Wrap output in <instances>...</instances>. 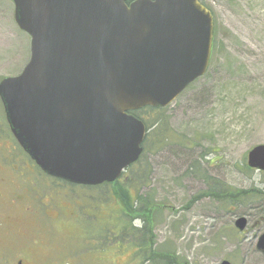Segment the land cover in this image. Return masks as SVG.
Wrapping results in <instances>:
<instances>
[{
	"label": "water",
	"instance_id": "water-1",
	"mask_svg": "<svg viewBox=\"0 0 264 264\" xmlns=\"http://www.w3.org/2000/svg\"><path fill=\"white\" fill-rule=\"evenodd\" d=\"M13 2L31 58L0 82V98L17 141L52 177L115 182L147 136L130 113L170 106L209 69L215 21L200 0ZM248 165L264 171V145ZM246 224L240 218L236 227Z\"/></svg>",
	"mask_w": 264,
	"mask_h": 264
},
{
	"label": "rangeland",
	"instance_id": "rangeland-1",
	"mask_svg": "<svg viewBox=\"0 0 264 264\" xmlns=\"http://www.w3.org/2000/svg\"><path fill=\"white\" fill-rule=\"evenodd\" d=\"M205 2L218 31L217 51L208 74L166 108L175 138L160 149L148 145L149 176L137 186L153 207L154 250L166 255L145 264H264L252 236L234 226L248 210V190L264 185V172L246 168L249 152L264 145V0ZM30 56L31 38L15 22L13 0H0V82L20 75ZM4 113L0 100L5 123ZM219 183L228 197L205 194ZM86 194L78 197L86 200ZM113 195L93 191L102 202ZM234 200L241 205L237 212L231 210Z\"/></svg>",
	"mask_w": 264,
	"mask_h": 264
},
{
	"label": "flooded vegetation",
	"instance_id": "flooded-vegetation-1",
	"mask_svg": "<svg viewBox=\"0 0 264 264\" xmlns=\"http://www.w3.org/2000/svg\"><path fill=\"white\" fill-rule=\"evenodd\" d=\"M128 171L120 179L127 180ZM110 186L73 184L46 174L18 144L7 117L5 123L0 121V264L157 262L159 251L154 250L153 232L145 239L140 206L136 213L126 203L114 206L108 197L103 202L93 198V191ZM80 191L87 193L86 200L78 197ZM246 196L248 210L236 216L234 226L238 234H250L254 252L264 256V248H259L264 238V185L249 189ZM232 203V212H237L241 205ZM240 218L247 220L244 231L236 227ZM147 249L154 253L146 259Z\"/></svg>",
	"mask_w": 264,
	"mask_h": 264
},
{
	"label": "trees",
	"instance_id": "trees-1",
	"mask_svg": "<svg viewBox=\"0 0 264 264\" xmlns=\"http://www.w3.org/2000/svg\"><path fill=\"white\" fill-rule=\"evenodd\" d=\"M202 3L207 6L205 0H201ZM208 7V6H207ZM209 8V7H208ZM210 9V8H209ZM211 10V9H210ZM216 34L214 39V48H213V56L215 55V52L217 51L218 41H217V28H216ZM132 115L143 121L147 127V129L150 131L147 135L146 141L144 143V152L140 158V160L130 166L129 173L127 174V180L126 179H119L116 181L113 185H111L108 188H103L99 190V193H106V192H114L113 197H110L108 199L117 200L119 203L123 205V203H126V206L130 209L135 208L136 213L137 207L140 206V211H142L140 214H142L144 221H145V239L148 236V233L152 232L153 222H152V208L150 205V202H147L145 197H141L139 195L140 187L142 182L148 178L149 174L146 169H148L149 165L147 163V157H148V145L153 144V146L156 149L163 148L164 146L170 145L172 140H174L175 135L174 132L171 129L170 126V120L169 117L166 115V109L164 108H153V107H146L139 111L132 112ZM147 156V157H146ZM249 169V167H246ZM143 171V174H142ZM249 171H251L249 169ZM204 179L207 181L209 178L207 176H204ZM132 180H134V187H132ZM220 187H216L217 189L212 191V185L211 189L205 193L206 195L209 194L210 196L221 200L222 198L225 199L228 197L227 192L228 190L224 189L222 183L218 184ZM139 188H138V187ZM223 186V187H221ZM112 188V189H111ZM112 196V195H111ZM127 202H123L126 201ZM137 204V205H136ZM125 205V204H124ZM136 206V207H135ZM152 250H145V258L147 259V256H151L153 254ZM165 254L158 252V259L164 258ZM167 259V258H165ZM179 264V263H178Z\"/></svg>",
	"mask_w": 264,
	"mask_h": 264
}]
</instances>
